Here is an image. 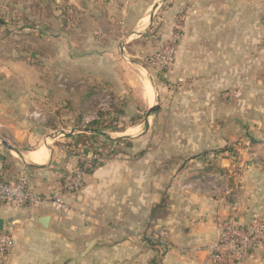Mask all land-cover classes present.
Listing matches in <instances>:
<instances>
[{
    "label": "crops",
    "instance_id": "crops-1",
    "mask_svg": "<svg viewBox=\"0 0 264 264\" xmlns=\"http://www.w3.org/2000/svg\"><path fill=\"white\" fill-rule=\"evenodd\" d=\"M59 1L81 9L80 0ZM115 1L107 4L113 11L106 5L100 10L102 4L96 10L86 5L84 18L92 16L91 23L96 24L94 17L107 11L110 17L121 13V20L128 23L124 11L118 10L120 0ZM43 4L47 3L38 0V7ZM24 11L35 25L23 30L19 26L17 34L32 32L52 42L58 48L53 64L62 66L67 78L80 74L90 83L108 84L98 94L88 91L84 96L109 92L116 99H111L112 106L100 105L102 109L98 107L89 118L85 114L79 124L66 115L70 130L57 132L46 121L53 92L42 83V72L15 50L4 53L0 144L5 180L27 173L32 189L49 199L80 169L82 154L91 160L94 150L113 153L101 159V167L85 173L81 192L66 193L72 214L49 204L19 212L0 210V219L18 223L7 264H151L154 259L158 264H215L209 247L225 223L247 226L264 218V0H178L177 11L187 12L184 36L162 91L170 94L171 84L181 86L173 102L155 111V100H148L144 84L138 87L133 80L136 66L120 62L113 51L111 56L103 53L97 39H88L86 46L98 50L82 56L73 53V43L60 32V12L55 7L42 20L40 14ZM152 18L153 14L150 22ZM7 24L2 28L12 32ZM73 91L68 92L71 99ZM100 110L108 112L117 129L86 126L98 119ZM34 112L44 119H30ZM83 134L97 136L100 143L90 140L76 147ZM228 146L239 152L237 160L228 151L219 152ZM212 165L223 175L208 171ZM164 199L170 203L169 214L154 220L153 211ZM43 217H50L47 228L39 222ZM159 228L168 232L166 250L145 239ZM231 264H264V244Z\"/></svg>",
    "mask_w": 264,
    "mask_h": 264
},
{
    "label": "rangeland",
    "instance_id": "rangeland-1",
    "mask_svg": "<svg viewBox=\"0 0 264 264\" xmlns=\"http://www.w3.org/2000/svg\"><path fill=\"white\" fill-rule=\"evenodd\" d=\"M44 1L47 4H43L40 8L38 7V0H0V22L2 21L3 23L4 21H8L7 25H9V28L14 29L12 31L13 33L11 32L10 35H6V30L1 28L0 24V41H3V43L8 42L4 44L2 42L0 43L4 45L1 48L0 58H3L4 53L10 55L15 50L22 54L19 58H26L32 66H35L36 69L42 72L44 75L42 83L53 92L52 98L55 97V104L51 98L52 101L50 102L49 108L51 112L46 121L52 123L57 132L64 129L69 131L70 129H67L65 124L69 123L72 118L77 120V124H79L85 114H87L86 116H88V118L91 117L92 112L98 109V107L102 109L100 105H114L111 99L116 98L109 92L107 94L102 93L103 96H84L88 91H94L98 94L100 90L108 88V84L102 82L90 83L88 76L83 77L80 74H75V71L74 74L76 76H73L72 79L67 78L63 73V67L59 64H53L58 54V48H55L52 42H48L46 39H38L32 36L34 35L32 32H30L31 34L29 35L24 34V36L22 35L23 33L17 34L15 31L19 26L31 28L35 25V22L33 23L29 17L27 18L24 16V10L32 11L36 15L40 14V19L42 20L43 16H45V18L50 17V11L55 7L57 12H60V14H58V20L60 21L59 25L61 27L60 32L62 31V33H64L62 28L64 23L62 13L65 7H69V9H71L69 10V28L71 31L70 34L65 33L74 45L73 53L82 56V54L88 53L90 50H98L94 48L95 46H86L88 44V39H97L99 42L98 48H101L103 53L108 52L111 56L113 51L115 56L118 55L121 58L120 62L126 61L127 64L130 63L129 65L131 67L136 66V69L132 72L133 80L136 82V85L138 84V87H140L141 84H146L144 89L149 86V88H153V94L155 95L153 107L160 106L161 104H168L175 100L181 85L178 84V86L177 83L171 84L169 89L170 94L168 90H165L166 92L162 91L165 89L166 81L170 80L171 73L167 74L158 66L153 65L151 59L157 58L159 52L163 50V46L170 42L169 39L171 35L181 30V28H177V26H182L184 23L183 19L187 15V12L181 13L177 11L178 0H120V9L118 10L124 11L122 15L128 20V23L121 20V13H117L115 17H110L109 13L106 11L107 14H103L102 17L93 16L94 19H99L95 21L96 24L91 23L92 16L88 19L84 18L82 9L88 5L91 9L93 8L96 10V6L99 7L98 4H102V7L106 5L104 6L106 9L109 8L113 11L111 5H107L110 3V0H80L79 5L80 3L82 4L80 5V10L75 6H68L65 1ZM116 2L117 0L115 4ZM154 6H156V8H154ZM104 7L100 10L104 11ZM152 14L153 18L152 22H150ZM113 20L115 21L114 23ZM33 37L40 40L41 44H46L48 47L50 46L44 49V55L36 57L31 53H23L17 50L20 49L17 47H19L21 43L25 46L34 45L35 42L33 41ZM17 39H21L20 42ZM113 42L117 44V46L115 45L116 47H114V49H110L109 46ZM33 47H35V45ZM53 52H55L54 56ZM0 67H2L1 64ZM58 67L60 70L57 69ZM169 83L170 82L167 84ZM70 89H73L75 93L72 99L68 96ZM45 111L49 112L46 108ZM34 113H31L30 119L34 118L32 117ZM100 113L107 114L108 112L100 110L98 115H100ZM68 114L72 116L71 119H66V115ZM42 119H44L43 115ZM106 119L107 124L112 125L113 122L111 123V121L114 120L110 121L109 117ZM90 125L91 124H88L86 126L90 127ZM125 142L129 143L127 140ZM228 147L230 148V150H228L229 154L236 157L237 160L239 158V152L232 146ZM96 152L100 153L101 157L108 153H104V150L102 152L94 150V153Z\"/></svg>",
    "mask_w": 264,
    "mask_h": 264
},
{
    "label": "built area",
    "instance_id": "built-area-1",
    "mask_svg": "<svg viewBox=\"0 0 264 264\" xmlns=\"http://www.w3.org/2000/svg\"><path fill=\"white\" fill-rule=\"evenodd\" d=\"M184 21V20H183ZM177 28H183L179 25ZM173 33L169 43L163 46L157 58H152V64L161 68L167 74L171 73L175 63L177 46L184 36V29ZM182 83L183 79H179ZM32 117L41 118L42 114L35 112ZM0 144V210L8 209L22 211L33 209L41 204H49L54 209L62 211L67 215L72 214V209L68 207L65 199L66 193L73 195L81 192L84 187L85 170L89 168V159L83 154L80 161L85 162L83 169H78L66 179L65 183L56 187L49 199L36 193L29 183V175L22 173L14 180H5L3 173L4 158ZM98 155H93L92 159H99ZM219 181H212V186L216 189ZM18 225L15 221L4 225L0 231V264H7L9 253L16 245V238L13 235L14 226ZM146 240L157 241V245L166 250L170 247L168 232L159 228L155 233L148 234ZM264 244V218H255L247 226L238 225L235 222H227L222 226L221 233L217 241L209 247V255L215 264H231L233 260H240L249 250Z\"/></svg>",
    "mask_w": 264,
    "mask_h": 264
},
{
    "label": "trees",
    "instance_id": "trees-1",
    "mask_svg": "<svg viewBox=\"0 0 264 264\" xmlns=\"http://www.w3.org/2000/svg\"><path fill=\"white\" fill-rule=\"evenodd\" d=\"M69 7H65L64 10H63V13H62V17L64 18V23H63V31L66 32L67 34H70V26H69ZM96 21H98L97 19H95ZM5 24V21L3 22ZM2 23V21L0 22L1 24V28L3 26H5L4 24ZM23 28H25V26H21L19 30H23ZM7 31V32H6ZM5 31L6 35H10L11 31H9V29L7 28V30ZM73 31V30H72ZM34 38V37H33ZM33 41L35 42V47H33L34 45L32 46H23L22 44L19 45V47L17 48H20V49H17L19 50L20 52H27V53H31L33 54L34 56L38 57V56H42L45 54L44 52V49L49 48L46 44H41V41L34 38ZM44 43V42H43ZM36 48V49H34ZM25 50V51H24ZM55 55V52H53V56ZM22 60H27L26 58H21ZM108 114H104V113H100V115H98V119L94 120L92 123H90V127L93 129V130H106V129H117V125L115 124L116 121H111L112 119H110L112 125H104L105 122L107 121L106 118H108ZM90 140H93L95 143H100L97 139V136L95 135H87V134H83L81 135L80 137H78L77 139V142H76V147L77 146H81V145H86L88 142H90ZM101 148H105L103 145H101ZM230 150L229 147H224L223 149H221L219 152H225V151H228ZM113 153V151L109 152L108 155L106 157H100V159H91L89 161V168L85 170V173H91L93 170L101 167L104 162L101 161L102 158H107L108 156H110L111 154ZM95 155H100V153L96 152L94 153ZM103 160V159H102ZM85 165V162L83 161H80L79 160V163H78V166L80 169H83ZM208 171L210 172H214V173H219L221 175H223V170L220 169L219 167H216V166H211V167H208L207 168ZM9 181V180H7ZM170 205V203L167 201V199H164L160 205H158L154 211H153V219L154 220H158V219H163L165 217L168 216L169 214V210H168V206ZM149 242H151L152 245H157V241H151L149 240ZM151 264H158V260H153L151 262Z\"/></svg>",
    "mask_w": 264,
    "mask_h": 264
},
{
    "label": "water",
    "instance_id": "water-1",
    "mask_svg": "<svg viewBox=\"0 0 264 264\" xmlns=\"http://www.w3.org/2000/svg\"><path fill=\"white\" fill-rule=\"evenodd\" d=\"M158 107V106H157ZM156 110V107H153L152 111ZM6 147H8L9 149H12V147L8 146L6 142H2ZM50 221V217H43L40 219V224H42L45 228L48 227V223ZM4 225H7V222L4 221L3 219H0V231L3 230Z\"/></svg>",
    "mask_w": 264,
    "mask_h": 264
},
{
    "label": "bare ground",
    "instance_id": "bare-ground-1",
    "mask_svg": "<svg viewBox=\"0 0 264 264\" xmlns=\"http://www.w3.org/2000/svg\"><path fill=\"white\" fill-rule=\"evenodd\" d=\"M146 85V84H145ZM144 85V86H145ZM149 85V84H148ZM150 87V86H149ZM149 87H146L145 88V95H146V97L148 98V100L150 101V102H153V100H154V94H153V88L151 89V88H149ZM39 155V154H38ZM40 158H37V160H39Z\"/></svg>",
    "mask_w": 264,
    "mask_h": 264
}]
</instances>
